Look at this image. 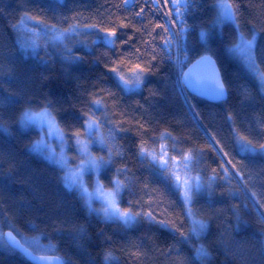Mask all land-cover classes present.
Wrapping results in <instances>:
<instances>
[{
  "label": "trees",
  "instance_id": "16d2710c",
  "mask_svg": "<svg viewBox=\"0 0 264 264\" xmlns=\"http://www.w3.org/2000/svg\"><path fill=\"white\" fill-rule=\"evenodd\" d=\"M227 1L240 8L237 20L245 38L251 37L248 28L255 25V62L264 74V63L258 57L264 46V0ZM179 2L189 5V32L177 38L187 40L185 68L198 58L190 54L192 49L211 55L225 82V101L207 102L186 90L181 94L176 87L175 62L185 60V52L175 43L170 54L162 50L165 33L156 25L163 24L170 11L163 6L164 0H157L159 11L145 10L143 23L135 13L145 0H128L127 9L125 0H0V233L17 230L13 233L25 246L31 245V250L36 248V254L38 246L31 242L38 238L39 245L52 246L47 254L70 264L255 263L264 245V207L255 203L251 193H257L256 199L264 203V156L241 153L235 139L251 140L257 148L264 142V94L241 62L227 52L236 42L232 24L213 28L215 0ZM22 15L58 29L116 27L120 39L112 45L96 42L89 49L76 48L72 56L79 59L73 61L49 47L29 56L18 44L16 27ZM121 23L126 26L120 28ZM201 31L205 33L203 40ZM136 64L145 68L147 83L136 91L124 92L110 69L129 72ZM95 99L103 107L92 106L102 130L120 129L116 133L120 155L114 154L113 163L101 170V181L109 187L116 169L127 168L128 186L119 198L121 208L151 211L158 220H165L168 228L149 224L143 217L130 226L103 221L89 213L82 198L57 179L62 176L59 168L30 151L37 131L20 126L25 109H41L46 102L51 103L49 110L57 126L67 133L68 126L88 111ZM162 135L171 139L176 153L192 156L204 186V191L194 195L191 208L193 218L203 221L206 228L186 244L178 243L179 232L172 231L178 228L187 236L191 227L178 190L140 155V148H154ZM65 138L73 156L74 141ZM218 148L244 166L246 191L241 190L239 178H219L222 153ZM225 166L231 177L234 170L227 163ZM81 226L83 237L77 230ZM200 246L208 256L193 259ZM106 253H111L107 262ZM0 264L31 263L0 242ZM259 264H264V256Z\"/></svg>",
  "mask_w": 264,
  "mask_h": 264
},
{
  "label": "snow or ice",
  "instance_id": "6c2138e0",
  "mask_svg": "<svg viewBox=\"0 0 264 264\" xmlns=\"http://www.w3.org/2000/svg\"><path fill=\"white\" fill-rule=\"evenodd\" d=\"M128 0H125L124 7L125 9L128 8ZM165 7H168L170 9L167 16L164 18L163 24H157L156 27H160L163 29V32L165 33L164 37V45L163 49L166 53L171 52L173 45L175 43V46L178 50H183L185 52V60L180 61L177 60L175 63L177 65L176 69V81L175 85L177 88H179L181 94L184 93L186 88H190L193 91H199L203 92L207 95L213 96L215 98L222 97L226 94V86L223 79L220 77L219 69L215 66L216 62L212 60V58L207 55L203 54L201 55L200 52L197 49H192L191 55L197 56L198 59L195 60V64L189 67L188 71H185V65L187 64V58L189 55V49L187 47V40L186 39H177L178 37L184 38L187 36L189 32V26L186 22L187 18V9L189 5L187 3L181 4L179 0H164ZM160 5L157 3V0H152L151 3H148L147 0H145V3L142 4L139 8V11L135 13L136 17L140 18V22L143 23V16L142 14L145 12L146 9L149 10V12H155L159 11ZM214 9H219V13L217 16L216 21L213 23V28L217 27L218 24L223 23L224 21H230L233 26V39H235L236 42L233 46V48H230L229 51H235L240 54V56L243 58L244 62L248 64L250 67L255 65V61L257 58V53L255 51V43H256V29L255 25H253L251 28H248V32L251 34V39H245L244 33L242 32L241 28L242 25L237 20V14L240 12V8L237 5L236 7L233 6L232 3L229 2H218L213 5ZM181 9H184L185 11H181ZM158 18V17H157ZM32 20H37L36 17H30ZM43 25V30L45 32V35L48 34V32H61V34H67L68 29L63 30H57L55 25H46L43 24V21H37L35 24V28H39ZM126 25L121 23L119 25L120 28H124ZM247 26V23L244 25ZM71 27V26H70ZM87 27L95 28V25H88ZM178 28V32H173V28ZM100 32H103L106 34V42L108 44H114L115 40L120 39L119 36H117V28H100ZM145 32H147V29H144ZM150 34V33H149ZM201 39L203 40L205 33L201 31L200 33ZM59 38V37H57ZM105 39V38H102ZM132 37L129 36V40H131ZM121 43H124L123 40H121ZM24 51H28V47H31L33 50L37 47L35 42H32L30 45L25 44L23 45ZM139 51V49H137ZM207 52V49H205V53ZM65 59L68 61L77 60L79 58L72 56V49L71 48H65ZM38 55V53H37ZM258 57L261 60V63H264V46H261L260 51L258 53ZM153 60L156 58L155 52L153 51ZM169 59H171L169 55ZM200 67L201 68V75H198L196 78H193L192 76V68L194 67ZM111 72L116 73L118 76V79L122 82L125 88L130 87H140L143 84L147 83L146 77L143 75L145 72V68L142 67L140 64H136L134 68L132 69L133 76L131 78L126 79L124 75H120L116 67H112L110 69ZM260 87L262 90H264V74H261L260 76ZM101 104V101L99 99H95L91 102V105L89 106V110L86 112H82L79 116L76 117V121L74 124L68 126V132L63 133L61 132L60 128L57 126L56 119L52 115V112L49 110L52 105L49 102H46L45 105L41 108L39 112H33L31 111V108H27L23 111L21 117H20V123L21 125H26L28 123H39V134L34 140V150H41L40 146L45 144V137H51L53 132L56 133L58 139L61 142V145L65 142V137H67L68 140L75 141L78 149V154L80 156V164L78 165V171L76 173H69L67 170V161L65 160L63 153L58 156L50 147L48 146L49 150L47 154L45 155V159L49 160L53 164L57 165L61 172H63V176H58L57 179L60 180L65 187L71 188L73 184H77V180H79L78 189L81 192L87 193V187L85 186L83 182V176L85 173L91 171L95 173H99L103 168L110 166L113 163V155H120V149L116 146V140L117 136L116 133L120 131V129H117L115 127H112L109 129L108 136L104 137L103 135H99V129H100V122L98 119L95 118V112L92 110V106L94 105L96 108H99ZM228 120L232 119L231 114H228L227 116ZM0 120H3V117H0ZM0 127H2V124H0ZM7 131V129H4ZM82 130V131H81ZM235 131V129H233ZM84 136L85 139H81V136ZM212 139H215V137H212ZM240 139H243V137H240ZM89 142H99L102 147L107 148V159H105L104 156L100 157H94L92 156L91 152L89 151ZM248 145H251L250 148L245 147L246 151H252L257 152L264 156V142H259L258 149L256 145L252 144V141L249 140L247 142ZM145 150L143 148H140V154L143 155ZM195 152V150H193ZM218 152L222 153L221 162L219 163V168L222 170L221 174L219 176L222 180H229L234 178H239L238 183L241 184V190L246 191V189L243 188V182L245 180V177L243 175L244 172V166L240 165L239 161L234 162L232 159L229 158V153L225 152L223 148H218ZM167 156V153H164L163 156L160 158V165L161 169H166L168 165V161L164 159V157ZM172 161L176 160L175 156H172L170 158ZM189 156L187 154L184 155V160L188 161ZM225 163L228 165H231L232 169L234 170L232 172V176L230 177L229 173L230 170L228 167L225 166ZM152 166L155 167V158H153ZM185 167H187V164H185ZM128 169H116L115 176L119 177L123 175L125 177V181L122 182L119 178H114L111 181L112 188L107 193L105 199H104V206L102 208V211L105 213V215H113L122 220L125 224L135 222L138 217H143L149 224H156L163 228H168V223L160 219L158 220L155 215L151 211L149 212H143V211H132L130 208H125L123 211L119 207H117V201L119 198H121V193L126 189L128 186L127 184V173ZM213 173L216 172V169H212ZM250 179V177H249ZM176 183H177V190L181 192L182 199L184 201V204L187 206L186 209V215L191 220V227L189 228V235H185V232L178 229L173 228L172 231L179 232L180 240L178 243H188L191 239V235L195 234L199 236L200 233H202L205 228L206 224L197 219H192L195 216V213L192 211L191 205L193 203V197L197 193H199L202 189L201 180L199 177L195 178L194 184L190 182L188 179H186L183 182V185L180 184V178L179 176L175 177ZM71 181V182H70ZM97 191L101 194L104 193L103 186L99 184V180H97ZM247 195V193H246ZM252 199L255 201V203L261 204L262 207H264V203H262L260 200H257V193L252 192L251 193ZM129 205H131V201H129ZM53 212L56 211V207L54 206L52 209ZM11 228L12 226L9 225ZM81 236L83 237L84 234V228L81 226L77 229ZM13 231H17L15 229L10 230L7 233H0L3 236L7 237L6 243L10 241L15 247H17L20 250V253L23 254V256L37 261L38 264H70L69 261H62L59 259V257H56L54 255L47 254L52 251V246H42L39 245L38 238L33 240L31 244H35L38 246L40 254H35L37 252L36 248H33L30 251L29 246H25V244L21 243L20 240L16 239V236L13 235ZM17 234H19L17 232ZM171 247V246H170ZM179 256V253H177ZM208 256V253H206L202 246L197 247L195 251V255L193 259H199V258H206ZM111 258V253H106L104 256L105 262H107Z\"/></svg>",
  "mask_w": 264,
  "mask_h": 264
},
{
  "label": "rangeland",
  "instance_id": "374dc122",
  "mask_svg": "<svg viewBox=\"0 0 264 264\" xmlns=\"http://www.w3.org/2000/svg\"><path fill=\"white\" fill-rule=\"evenodd\" d=\"M57 1H62V0H57ZM218 2H228V1L227 0H215L214 4H216ZM219 11H220L219 9H215L214 21H216ZM36 23H37V21L30 19V17L28 15H22L20 20H19V23L16 27L19 47L21 48V50L25 54H27L29 56H35L36 53L41 48H45V47H49L53 52L60 54L62 56H65L66 55L65 48H71L72 49V55H73L74 50L76 48L82 47L85 49H89L91 47V45L96 43V42L108 44L106 42V34L103 32H100L94 28H90V27L89 28L69 27V28H67L68 29L67 34H61V32H56V33L48 32V34L45 35V32L43 30V25H41V27H39V28H35L34 26ZM224 23H231V22L230 21H224L223 23L218 24L217 27H220ZM56 29L57 30H63V29H58V28H56ZM57 37H59V38H57ZM102 38H105V39H102ZM251 38L252 37L245 38V39H251ZM256 39H257V34H256ZM32 42H35L37 45L35 50H33L31 47H28V51L25 52L23 45H25V44L30 45ZM236 42H238V41H236ZM234 44L228 48V50H227L228 54L230 56H232L234 59L241 62V64L244 66V68L255 78L261 92L264 94V90H262L260 87V76L262 73L258 70V68L256 66V62H255L254 66L250 67L248 64H246L244 62L243 58L240 56L239 53H237L235 51H229L230 48H233ZM108 45H112V44H108ZM118 72L120 73V75H124L126 79L131 78L133 76L132 71H129V72L118 71ZM113 75H114L117 83L120 85V87L122 88V90L124 92L136 91V90L140 89V87H141L140 86V87L125 88L124 85L122 84V82L118 79L117 74L113 73ZM97 109L102 110L103 107L100 106ZM40 110L41 109H31V111H33V112H39ZM22 113H21V115H22ZM19 123H20V118H19ZM20 126L23 129L36 130L37 136L39 134V123L38 122L28 123L26 125H21V123H20ZM108 132H109L108 130L103 131L101 126H100L99 135H103L104 137H107ZM81 139L82 140L85 139L84 136H82ZM235 140H236L237 148L241 153H248V154L258 153V151L257 152L246 151L245 147L250 148L251 146L248 145L244 140L240 139L239 137L236 136ZM33 142L31 143L29 149L32 153H34L38 157L44 159L45 161H47L50 164L59 168L57 165H55L52 162H50L49 160L45 159V155L47 154V152L49 150L48 146L50 145L51 149L58 156L61 154V152L63 153V156H64L65 160L67 161V170L69 171L70 174L76 173L78 171V165L80 164V156L78 154V149H77V145H76L75 141H74V149H72L73 156H71L69 151H68V143L66 141V138H65L64 144L61 145V142L58 139L55 132H53L51 137H45V144L40 146L41 150H34L35 146H34ZM144 150H145L144 154L143 155L140 154V155L151 163L153 161V158H155V163H156L155 167L157 169H159L170 180V182L172 183V185L176 189H177V183L175 180L176 176H179V178H180L179 182L181 185H183V182L186 179H188L190 182H192L194 184L195 178L199 177V174L196 173L195 162L193 161L192 156L187 154L189 156V159H188V161H185L184 160L185 154H178L172 149L171 139L167 135H162L159 138L156 145L154 146V148L144 149ZM89 151L91 152L92 156H94V157L104 156L105 159H107V148L102 147V145L99 142H89ZM164 153H167V156H165L164 159L168 161V165H167L166 169H161L160 158H161V156L164 155ZM172 156L176 157L175 161H172L170 159ZM185 164H187V167H185ZM100 172L97 174L95 172L89 171V172L85 173V175L83 176V182H84L85 186L87 187V193L81 192L78 189L79 180H77V184H73L71 188H68V187L67 188L75 191L82 198L83 203H84V205H85V207L89 213H91L95 216H98L103 221H116V222H120L124 226L132 225L133 222L125 224L122 220H120L116 216L105 215V213L102 211V208L104 206V199H105L107 193L111 190L112 184H110L109 187L105 186L100 179V175H99ZM61 174L63 176V172H61ZM114 178H119L122 182L125 181L124 178H120V177H116V176ZM97 180H99V184L103 186V189H104L103 194H101L100 192L97 191V183H96ZM201 184H202V189H201V192H202V191H204V186H203L202 181H201ZM178 192H179L180 197L182 199L181 192L180 191H178ZM182 201H183V199H182ZM183 203H184V201H183ZM117 207H119L121 209V211H123V209L120 206L119 199L117 201ZM185 208L187 209L186 205H185ZM192 219H194V218H192ZM190 222H191V220H190ZM191 237L195 238L198 236L195 234H192ZM0 242L5 243L3 240L2 234H0ZM38 251H39V248H38ZM39 254H40V251H39ZM263 256H264V245L261 248L254 264H259V262Z\"/></svg>",
  "mask_w": 264,
  "mask_h": 264
},
{
  "label": "water",
  "instance_id": "95a60500",
  "mask_svg": "<svg viewBox=\"0 0 264 264\" xmlns=\"http://www.w3.org/2000/svg\"><path fill=\"white\" fill-rule=\"evenodd\" d=\"M207 55H209V54H207ZM209 56L212 58V60L215 61V59H214L211 55H209ZM196 59H198V58H196ZM196 59H195V60H196ZM195 60L192 61V62H191L186 68H185V71H188V70H189V67L195 64ZM215 62H216V61H215ZM215 66L218 68L217 63H216ZM218 69H219V68H218ZM201 74H202V73H201V68H200L199 66H198V67H194V68H192V76H193V78H196L198 75H201ZM219 74H220V77H221V73H220V71H219ZM185 90L187 91L188 94H190V95H192V96H194V97H198V98H200V99H203V100H205V101H207V102H211V103L222 102V101H225L226 98H227V91H226V94H225L224 96L219 97V98H215V97L210 96V95H207V94H205V93H203V92L193 91V90L190 89V88H186ZM9 231H10V230H5L3 233H7V232H9ZM13 235L16 236L14 233H13ZM2 236H3V235H2ZM16 239L20 240L17 236H16ZM3 240H4L5 244H6L9 248H11L12 250L16 251L17 253H19L20 255L23 256V254L20 253V250H19L17 247H15V245H13L10 241H8V242L6 243L7 237L3 236ZM21 243H22V242H21ZM30 251H31V249H30ZM35 254H36V253H35ZM54 256L59 257V256H57V255H54ZM23 257H24L28 262H30L31 264H38L37 261L31 260V259H29V258H27V257H25V256H23ZM59 259L62 260L61 257H59ZM62 261H63V260H62Z\"/></svg>",
  "mask_w": 264,
  "mask_h": 264
}]
</instances>
